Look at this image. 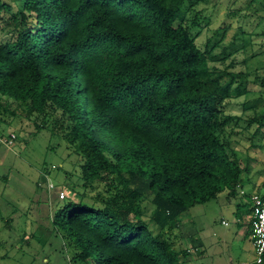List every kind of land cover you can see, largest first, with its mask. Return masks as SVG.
<instances>
[{
	"label": "trees",
	"instance_id": "1",
	"mask_svg": "<svg viewBox=\"0 0 264 264\" xmlns=\"http://www.w3.org/2000/svg\"><path fill=\"white\" fill-rule=\"evenodd\" d=\"M18 1L23 28L0 42V113L5 97L69 122L82 192L51 222L69 260L179 264L180 216L248 178L226 129L243 118L225 105L252 84L264 90V62L254 78L229 69L234 62L212 65L231 52L197 44L181 15L186 0ZM246 123L262 140L264 113Z\"/></svg>",
	"mask_w": 264,
	"mask_h": 264
},
{
	"label": "rangeland",
	"instance_id": "2",
	"mask_svg": "<svg viewBox=\"0 0 264 264\" xmlns=\"http://www.w3.org/2000/svg\"><path fill=\"white\" fill-rule=\"evenodd\" d=\"M0 2L10 7L0 10V42H4L14 39L23 28V15H16L18 0ZM181 15L199 46L207 45L220 55L223 48L231 52L229 58L211 63L216 68H228L234 62L229 69L248 72L251 78L260 73L264 62V0H186ZM251 87L253 92L230 99L225 105L229 114L243 118L237 123L232 121L226 129L232 144L248 162V178L242 174L240 183L246 191L252 189L248 179L256 175H261L256 180L257 190H264V137H252L256 126L246 123L256 113H264V90L254 84ZM4 98L1 102L7 110L0 113V264H79L69 260L71 250L51 223L56 211L69 198L78 199L76 192H82L81 159L64 138L69 122L64 115H35L27 107ZM11 133L15 138L7 144L4 140ZM50 184L51 189L47 187ZM97 189L104 190V184H97ZM228 192L236 194L238 203L222 200ZM250 205L249 196L233 187L184 212L172 234L174 248L184 250L185 245L197 242L198 234L209 244L202 261L191 253L182 256L186 259L181 264H226L227 258L235 256L238 261L252 264L254 250L243 252L247 244L243 223ZM152 208L147 206L144 218ZM237 217L242 219L241 225L236 223ZM222 219L228 225H223ZM239 234L243 236L241 240Z\"/></svg>",
	"mask_w": 264,
	"mask_h": 264
},
{
	"label": "crops",
	"instance_id": "3",
	"mask_svg": "<svg viewBox=\"0 0 264 264\" xmlns=\"http://www.w3.org/2000/svg\"><path fill=\"white\" fill-rule=\"evenodd\" d=\"M245 179L247 180V177ZM260 179H261V175H256V176H254L253 179H248V181L251 183L250 186L252 188L250 191H246L244 189V187L241 184H239L237 186L239 188V193L242 194V195H248L250 200H251V196L253 194H255V193L261 194V195L264 194V190H261V189L260 190H257V187H256V180H260ZM262 188H264V187H262ZM236 197H237L236 194L227 193V195L225 197H223L222 200L230 201L232 199V200H234L235 203H238ZM251 206L252 205H250V211H249V213L245 217V223H243V225L245 226V233H246L244 235V238H247V244H245L244 249H243V252H246V254H248V250L249 249H252L253 250L252 242H251V239H250ZM235 221H236V223H239L240 224L241 221H242V219L240 217H237ZM221 223L223 225H225V226L228 225V222L225 221L224 219L221 220ZM238 236H239L238 237L239 240H241V238H243L242 234H239ZM212 243H213V241H212ZM208 244L209 243L207 242L206 238L203 235L198 234V236H197V242L194 243V244H191L189 246H186L185 245L183 247V249L186 250L187 254H191V253L192 254H195L198 257L197 260L202 261L203 260L204 253H206L207 250H208ZM249 253H250V251H249ZM182 256H185V255H181V258L179 259V264H181L186 259V257H182ZM240 257L243 259L242 254L240 255ZM251 258H253V257H251ZM231 259L236 262L235 264H247V261H243V262L238 261V259H237L236 256H235L234 259L232 257H229V259L227 258L226 264H233V261H231Z\"/></svg>",
	"mask_w": 264,
	"mask_h": 264
},
{
	"label": "built area",
	"instance_id": "4",
	"mask_svg": "<svg viewBox=\"0 0 264 264\" xmlns=\"http://www.w3.org/2000/svg\"><path fill=\"white\" fill-rule=\"evenodd\" d=\"M15 138V134L11 133L7 140V144H11ZM49 185V184H48ZM50 186H47L51 189ZM63 196V194L61 193ZM251 219H250V239L254 250L253 264L264 263V194H253L251 196Z\"/></svg>",
	"mask_w": 264,
	"mask_h": 264
}]
</instances>
